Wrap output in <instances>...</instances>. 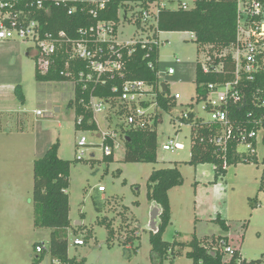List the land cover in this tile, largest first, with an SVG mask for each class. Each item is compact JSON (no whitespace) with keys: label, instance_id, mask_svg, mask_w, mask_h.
<instances>
[{"label":"rangeland","instance_id":"rangeland-1","mask_svg":"<svg viewBox=\"0 0 264 264\" xmlns=\"http://www.w3.org/2000/svg\"><path fill=\"white\" fill-rule=\"evenodd\" d=\"M168 5L174 8L176 2ZM137 30L136 24H126L120 40H130ZM152 33L147 31L146 35ZM159 37L170 41L159 47V77L168 85L169 94L178 93L180 98L172 112L157 109L162 115L157 127V163L124 162L125 144L115 151L112 162L105 161L102 140L97 135L121 127L124 123L120 113L111 107L96 114L98 130H78L75 111L68 106L75 96L76 83L38 80L37 59L27 54L32 41L20 37L0 41V264H33L35 256L41 255L37 245L49 249L51 229L34 224V163L56 142L60 143L59 157L72 161V226L67 235L70 258L83 261L81 264H156L158 255L152 251L147 230L151 210L148 179L154 169L176 164L184 183L169 194L172 223L164 239L187 242L194 234L229 235L231 244L247 261L264 257V192L258 191L264 172L262 136L257 146L258 162L231 165L223 181L213 182L212 164H190L192 125L181 117L194 103V112L210 119L205 102H196L195 81L197 63L208 48L200 47L187 31H162ZM170 67L176 69L175 74L167 72ZM38 110L43 114H37ZM82 135L95 144L89 145L95 151V160L88 154L77 160V142ZM170 140L182 143L184 149L164 150L163 145ZM10 175L12 188L6 180ZM9 195L14 199V208L10 204L14 214L5 207ZM218 216L229 223L228 230L215 220ZM104 218L114 229L110 239V228L100 223ZM131 235L139 239L126 245L124 241ZM76 238L85 243L75 244ZM179 249L180 254L178 249L174 254L170 252L161 264H193L186 255L190 248ZM52 262L47 252L40 264Z\"/></svg>","mask_w":264,"mask_h":264},{"label":"trees","instance_id":"trees-1","mask_svg":"<svg viewBox=\"0 0 264 264\" xmlns=\"http://www.w3.org/2000/svg\"><path fill=\"white\" fill-rule=\"evenodd\" d=\"M37 0H23L18 5L19 10L27 14L28 20L38 19L44 29L52 32L65 31L67 37L78 40L81 38L80 29L90 28L99 20L118 21V12L121 8L125 11L135 8L137 5L144 9L157 5L158 0H109L108 6L102 10L97 17L89 13L91 4L89 0H43L46 8L38 9ZM75 9L73 14H69L70 9ZM23 16V15H22ZM138 25L141 21L138 19ZM154 37H158L162 31H187L195 34V40L202 48L208 47L210 52L218 54L230 48L237 36V0H199L196 5L189 9H169L162 8L157 17V23L152 24ZM71 44L64 45L58 56L53 57L55 65L46 72H42L39 65L36 68V77L40 81H70L71 79L62 75L61 70L65 69L69 58ZM133 48L130 54L129 50ZM32 50V49H31ZM28 50L27 54L37 59L38 53ZM123 53L124 68L123 76L117 73H107L103 76L105 82L90 85L84 89L82 83H76L75 96L70 100L68 106L74 109L76 114V128L78 130L94 131L98 130V124L92 110L90 100L92 95L100 98H112L116 106L117 92L112 91L116 85H121L126 80H144L153 86L157 92V102L163 111L172 112L177 106V100L167 91L160 89L161 79L159 77V46L151 45L142 48L138 43L121 50ZM148 52L150 55L148 56ZM223 60L224 66L218 71L204 72L199 62L196 67V102L200 103V95L205 94L206 87L210 83H224L234 77V62L228 55L222 59L216 58L215 62ZM153 62L151 68L149 63ZM69 69L76 75L80 70H88L87 61L70 60ZM165 82V81H164ZM23 98V96H22ZM245 105L232 102L230 105V118L232 121L233 135L228 141L226 150L221 149L214 140L223 134L220 124L206 121L194 112V103L187 111L188 117H181L185 123L192 125L191 158L189 163L197 166L201 163H210L214 166V182L225 180L228 168L233 164L258 162V139L253 141V151L240 149L241 130L260 131L264 142V70L255 74L251 81L245 83ZM161 111L154 117L152 124L143 128H130L125 130L128 139L125 140L124 162H158V132ZM121 117V116H120ZM182 123V122H181ZM60 143L56 142L50 146L46 153L35 160L34 163V187L32 202L34 204V224L36 227H46L51 229L49 249H45L41 255L35 256L33 264H40L48 252L53 259L52 264H81L83 261L72 259L68 255L69 227L72 226L70 218V172L72 161L59 157ZM95 160V157L91 158ZM79 160V159H77ZM83 160V159H82ZM104 160L112 162L114 153L104 155ZM264 161V159H263ZM121 173V171L119 172ZM184 183V177L176 164L173 167L154 169L148 179V198L158 202L162 208L160 229L157 233L150 232V243L152 251L158 255L156 264L163 263L164 257L170 252L180 254L179 248L189 247L186 252L187 257L192 259L193 264H264V257L261 259L247 261L242 257L239 248L229 256L224 251L222 242H229L227 236L211 235L198 237L196 234L191 240L182 242L178 239L173 241L165 240L163 235L171 223V202L169 191ZM259 192H264V172L260 179ZM256 202V200H255ZM254 202V204H255ZM127 209V207H126ZM104 218L100 223L107 224L110 228V237L114 236V229L111 223ZM224 229H229L230 225L221 216L215 219ZM135 230V232H137ZM138 237L129 236L125 244L136 243ZM139 246L135 248L137 252ZM46 251V252H45Z\"/></svg>","mask_w":264,"mask_h":264},{"label":"built area","instance_id":"built-area-1","mask_svg":"<svg viewBox=\"0 0 264 264\" xmlns=\"http://www.w3.org/2000/svg\"><path fill=\"white\" fill-rule=\"evenodd\" d=\"M23 0H0V41L20 37L32 41V50L37 51V64L42 72H46L55 65L53 57L58 56L59 51L64 45L71 44L69 58L66 62L65 69L61 70V74L70 78L75 83H82L86 89L90 85H96L99 82H105L103 76L107 73H117L123 76V53L121 50L140 44L142 48L161 43H170L169 40H161L154 37V29L152 24L157 23V17L162 8L189 10L193 8L199 0H158L157 5H152L148 9H144L137 5L125 11L121 8L118 12V21L99 20L96 25L90 28L80 29L81 38L73 40L67 37L65 31L59 32L47 31L38 19L28 20L27 14L23 10L18 9V5ZM176 2V7H170L168 2ZM109 0H89L91 4L89 13L93 17H97L102 10L107 8ZM38 9L46 8L43 0H37ZM75 9H70L69 14H73ZM23 15V16H22ZM141 21L139 26L137 21ZM128 23H134L138 26V33H135L130 40H120L124 34V27ZM153 30L151 35H146L147 31ZM160 34V33H159ZM191 38H195V34L191 33ZM208 48V47H206ZM133 48L129 50L132 53ZM150 53L148 52V56ZM231 56L234 62V77L232 80L224 83H210L206 87L205 94L200 95L202 101L205 102V110L211 113L210 119L206 121L214 122L225 126L223 134L214 138L216 144L221 149L226 150L228 141L233 135L232 121L230 118V105L234 103L246 102L245 99V83L254 79L255 74L264 70V0H237V36L235 42L230 48L225 49L221 53L205 52L204 58L199 61L204 72L211 70L218 71L224 66L223 60L216 63V58H224ZM70 60L87 61L88 70H80L76 73L69 69ZM177 61L181 60L177 58ZM149 66L154 67V63L150 62ZM169 74H175L176 69L170 67L167 71ZM160 89H162L160 85ZM112 91L117 92V105L114 106L112 98H100L92 95L90 104L95 115L97 113L107 112L108 109L114 107L123 117V125L118 128L100 132L97 136L102 140V150L104 155H111L117 149L125 144V130L130 128H143L154 121L157 115V109H160L157 98V92L153 86L144 80L134 79L126 80L121 85L113 87ZM180 98V94H175L174 99ZM37 114L42 115L43 111L38 110ZM188 117V112L183 114ZM204 119V118H203ZM110 122L108 119H106ZM205 120V119H204ZM97 122V121H96ZM111 123V122H110ZM240 147L244 150L253 151V141L255 138L259 141L260 131L246 129L241 130ZM88 139L85 135L80 136L77 142L78 154L77 159L82 160L88 154L92 158L95 151H91ZM93 146L92 149H95ZM164 150L184 149V145L179 142L170 140L163 145ZM99 190H105L104 186H99ZM83 239L76 238L75 244L83 245ZM224 251L232 256L236 247L229 242H222ZM45 249L43 244L37 245V252Z\"/></svg>","mask_w":264,"mask_h":264},{"label":"water","instance_id":"water-1","mask_svg":"<svg viewBox=\"0 0 264 264\" xmlns=\"http://www.w3.org/2000/svg\"><path fill=\"white\" fill-rule=\"evenodd\" d=\"M161 87L163 92L167 91L166 82H164L162 79H161ZM124 139L127 140L128 138L125 137ZM92 157H94V154H92ZM162 213H163L162 206L158 202L153 200L150 210V222L148 224L147 230L153 233H157L159 231Z\"/></svg>","mask_w":264,"mask_h":264},{"label":"crops","instance_id":"crops-1","mask_svg":"<svg viewBox=\"0 0 264 264\" xmlns=\"http://www.w3.org/2000/svg\"><path fill=\"white\" fill-rule=\"evenodd\" d=\"M95 157V156H94ZM227 175V174H226ZM11 177L10 178H6V180L8 181L7 182V184H8V186H9V188H12V186H13V182H12V180H13V178H12V175H10ZM14 181V180H13ZM213 182H214V180H213ZM176 187H178V186H176ZM176 187H174V188H172L170 191H169V194H170V192L173 190V189H175ZM102 191H105V190H102ZM151 201V200H150ZM170 202H171V199H170ZM4 203H5V207H7V208H9V210H10V214H14L13 213V209H12V207H11V203H13V208H14V199H13V197L11 196V195H9V197L7 196L6 197V200L4 201ZM150 205H152V201H151V204ZM171 223H172V208H171ZM170 223V224H171ZM228 223V222H227ZM169 224V225H170ZM229 224V223H228ZM169 227V226H168ZM167 227V228H168ZM167 230V229H166ZM138 232V231H137ZM222 236H226V235H222ZM204 237H206V236H204ZM228 237V239H229V243L231 244V237L228 235L227 236ZM237 248V247H236Z\"/></svg>","mask_w":264,"mask_h":264}]
</instances>
